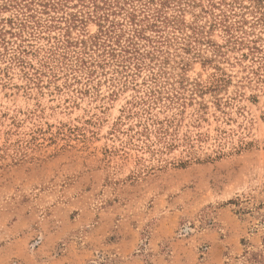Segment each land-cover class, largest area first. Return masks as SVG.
Masks as SVG:
<instances>
[{
	"label": "rangeland",
	"instance_id": "rangeland-1",
	"mask_svg": "<svg viewBox=\"0 0 264 264\" xmlns=\"http://www.w3.org/2000/svg\"><path fill=\"white\" fill-rule=\"evenodd\" d=\"M0 19V264H264V0H0ZM101 27L137 58L100 60ZM153 93L186 104L145 113Z\"/></svg>",
	"mask_w": 264,
	"mask_h": 264
},
{
	"label": "trees",
	"instance_id": "trees-1",
	"mask_svg": "<svg viewBox=\"0 0 264 264\" xmlns=\"http://www.w3.org/2000/svg\"><path fill=\"white\" fill-rule=\"evenodd\" d=\"M12 1V0H10ZM49 4L47 2H43L41 4V6L44 8L46 7V5ZM53 5V4H52ZM24 8L29 10V6L28 5H24ZM225 15V14H223ZM32 18L33 15L31 13H29V15H26V18ZM26 18L25 20H20L19 22H16V24H18L19 27H25L26 26ZM101 19L102 20H108L107 18V14L106 15H101ZM132 19L133 16H132ZM2 19H0L1 21ZM9 22H11V20H8ZM102 26V25H101ZM111 30H109V28L107 27L106 29H99V34L93 36V38L90 40L91 41V45L94 47H97V49H101L102 51L98 53V57H100V60H104V58H102L103 56H111L112 58H115L116 61H125L128 60L130 58H137L135 57L137 54V49H135L134 42H129V44H127L126 46H121L118 48V51H116L117 49L113 48L111 44H113V42L109 43V38L111 37L109 35ZM6 32V30L0 28V34L3 35ZM139 32V30L137 31ZM105 36V38H104ZM108 39V41H106ZM1 43H5L4 38H1ZM109 47V48H107ZM58 48V47H57ZM53 55V58H55L56 55L60 56V53H56V52H52L51 53ZM18 59V57H16ZM81 62L84 61V59H80ZM157 92V91H155ZM159 93V92H157ZM182 97H179L178 95H166L165 97L161 96V95H156L153 93L152 97H149L148 99H141L138 101V104L140 105H146L145 107H142V110L145 113H150L152 110V106H157V104L161 103L163 106H172V105H177V106H183L184 104H186L183 100H181ZM166 100V101H164ZM166 102V103H164ZM135 114H137V112H135ZM156 123V125L153 128V131L155 133V138H156V142L157 143H161V147L163 146L164 148H171L172 146L175 145V141L174 138L170 137L172 135L171 133V125L174 121V119H165L164 121H159L156 119H153ZM137 124H143L141 121H139ZM172 131H174V129H172ZM139 135H144L145 137L148 136V128L147 126H143V129L141 131L138 132ZM183 142L188 143V137H186V135H184L183 138Z\"/></svg>",
	"mask_w": 264,
	"mask_h": 264
}]
</instances>
